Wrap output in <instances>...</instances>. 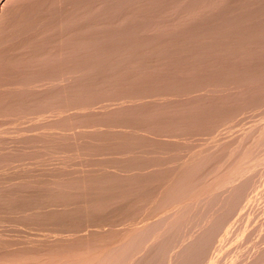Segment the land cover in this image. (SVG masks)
Returning <instances> with one entry per match:
<instances>
[{"label":"bare ground","instance_id":"bare-ground-1","mask_svg":"<svg viewBox=\"0 0 264 264\" xmlns=\"http://www.w3.org/2000/svg\"><path fill=\"white\" fill-rule=\"evenodd\" d=\"M263 103L264 0H0V118L45 120L0 138V172L36 162L1 175L0 223L45 232L1 233L0 264L204 263L264 161V118L222 128Z\"/></svg>","mask_w":264,"mask_h":264},{"label":"rangeland","instance_id":"rangeland-1","mask_svg":"<svg viewBox=\"0 0 264 264\" xmlns=\"http://www.w3.org/2000/svg\"><path fill=\"white\" fill-rule=\"evenodd\" d=\"M263 104H264V103H263ZM263 104H261L262 107H259L260 105L258 106V108L256 107V109H257L256 111H254L255 109L252 110V111H251V109H250V111H247V110H246V112H249L248 114H246V112L244 111V112H243V113H245V114H243L244 116L240 115L242 112L239 113V115H240L239 118H236V117L239 116V115L237 114L238 116L236 115V116L233 117V118H234V119H238V120H239V121L237 120L238 122H235L234 119H231L232 122L234 121L233 123H235V124H233V123H231V122H230V123H231V124H230V123H228V122L231 121V120H230V119L227 120V121H226V123H227L226 125L229 124L230 127H229V125H228V126H225V127L222 128V126H224V125L222 124V126H220V127L222 128V130H223V129H226V130H227L226 127H228V130H227V131H226V130L223 131V133H225V131L227 132V134H224L225 137L222 135V132H221L222 130H221L220 127H219L220 133H219V130H217L216 132H218V135L221 134V136H223L225 139H227V141L230 140V139H229L230 136H231L230 138H232L231 140H233L234 138L238 137V136L240 135V133L247 131L248 128H249L250 126L252 127V125L257 124L256 122L259 121V118H262V119L264 118V116L261 117V116L264 114V112H263V111H264V108H263L264 106H263ZM259 108H260V109H259ZM262 108H263V109H262ZM252 109H253V108H252ZM250 112H251V113H250ZM262 112H263V113H262ZM33 116H34V115H33ZM241 116H242V117H241ZM1 118H2V117H1ZM1 118H0V119H1ZM10 118L12 119V121L10 120ZM10 118H7V119H9V120H7V121H10L9 123H8L7 121H5L6 118H4L5 120H4L3 118L0 120V126H1V127H0V130L2 129V130L0 131V132H1V135H2V133H3L2 131H4L5 127L8 126V129H9V130L6 129L7 132H5V133H7V134L4 133L3 137H1V135H0V138H1V139H4V140H2V141H3V144H1V145H3V146H9L10 144H11L10 146H13V144H14V145L17 144L16 141H18V139H17V140L15 139V141H14V140H13V139H14L13 137H15V136H16L15 138H17V137H18V138L21 137L22 135L20 136L19 133L21 134L22 132H23V136H24L25 134H29V133H33V132L35 133L36 131H38V130L41 128V127H39V126H42V124H43L44 121H45V120L39 119L38 117L35 118V116H34V117H32L33 119H32V118H29L30 120H28V119H25V120H24V119H23L25 122H24L23 120H19V125H17V123H18L17 121H18V120H16V118H13V117H10ZM13 119H14V120H13ZM36 119H37V120H36ZM3 120L5 121V122H3V123H7V125L5 124L6 126H5L3 123L1 124V121H3ZM34 120H36L39 124H38L36 121H34ZM240 120H241V121H240ZM22 121H23V122H22ZM41 121H42V122H41ZM28 122H29V123H28ZM35 122H36V123H35ZM261 122H262V120H260V123H261ZM11 123H12V124H11ZM23 123H24V125H26V127L24 126V129H23ZM25 123H28V124H25ZM40 123H41V124H40ZM9 124H10L11 126H10ZM20 124H22V125H20ZM37 124H38V126H37ZM258 124H259V123H258ZM2 125H4L5 127L3 126V128H2ZM231 125H232V126L234 125V126L231 127ZM17 126H18V127H17ZM20 126H21V127H20ZM27 126H29V128H27ZM21 128H22V129H21ZM37 128H38V129H37ZM230 128H232V129H230ZM11 129H12V132H10ZM17 129H18V130H17ZM19 129L21 130V132H20ZM25 129H26V130H25ZM27 129H28L30 132H29ZM31 130H32V131H31ZM34 130H35V131H34ZM229 130H230V131H229ZM243 130H245V131H243ZM13 131H14V132H13ZM228 131H229V132H228ZM25 132H28V133H25ZM15 133H16V135H14ZM24 133H25V134H24ZM214 133H215V132H213L212 134H214ZM10 134H11V135L13 134L14 136H13V135L11 136ZM210 134H211V133L206 132L205 134H202V135H195V136L193 137V140H194V141L192 140V143H200V142H203V140H204V142H206V140H207V141L209 140V139H207V138H209V137L212 135V134H211V135H210ZM5 135H6V136H5ZM17 135H18V136H17ZM203 135H204V136H203ZM206 135H207V137L205 138ZM215 135H217V134H215ZM215 135H213V136H214V137H217V136H215ZM237 135H238V136H237ZM201 136H203V137H201ZM213 136H211V137L214 138ZM221 136L219 135L220 138H221ZM227 136H229V137H227ZM235 136H236V137H235ZM4 137H5V138H4ZM197 137H198V138H197ZM211 137H210V138H211ZM233 137H234V138H233ZM201 138H202L203 140H202ZM212 138L210 139V141L212 140ZM220 138H219V139H220ZM1 139H0V140H1ZM11 139H12V141H11ZM205 139H206V140H205ZM217 139H218V138H217ZM222 139H223V138H222ZM225 139H224V140H225ZM210 141H208V142H210ZM11 142H15V143H11ZM9 143H10V144H9ZM26 160H29V161L31 160L32 163L35 162V160H32V159H26ZM26 160H24L23 162H24V163L27 162ZM48 160H51V159H48ZM52 160H53V159H52ZM36 161L38 162V160H36ZM45 161L47 162V160H43V162H42V160L39 161V162L42 163V164L40 165V166L42 167V168L40 167L41 169H43V166H42V165H44V168H45V166L48 167L47 163H49V165L51 166V165H53V163L55 164V161H56V160H53L54 162L52 161V162H53L52 164L50 163V161H48L47 163H45ZM19 162H20V163H19ZM23 162H22V161H18V162L16 161V162L11 166V167H12V170H16V171H17V169H18V170L22 169V166L19 167L20 164L23 165V168L26 166L25 164H27V165L29 164V162H27V163H25V164H23ZM31 162H30V164H32ZM263 162H264V161H263ZM263 162H262V163H263ZM35 163H36V162H35ZM35 163H33V164H35ZM43 163H44V164H43ZM262 163H261V165H260V164H259V165L264 167V165H263L264 163H263V164H262ZM15 164H16V165H15ZM30 164L27 166V168H24V169H29L28 167L31 166ZM37 164H38V163H37ZM14 165H15V166H14ZM24 165H25V166H24ZM16 166H18V167L15 168ZM35 166H36V167H35ZM260 166H258V167L255 166V168H253L254 170L252 169L254 172H255L256 170L258 171V172L256 171V173H254V175L251 174V173H252L251 170H250V172H248V173H250V174H248V175H249V176L251 175L252 179H253L255 176H257L258 178H259V176H260L259 179H258V178H254L255 180L258 179V181H260V182H257V181H256V182H257V184H256V182H254L255 180H252L251 177L247 176L248 180L251 179V180L254 182V183H253V182H250V183H248V184L251 186L250 189H252L254 186H256V187H254V188L251 190V191H254L256 194L253 192L254 195H253V194L249 195V194L251 193V191H249L250 189H249V185H248V186H247L248 189L246 190L247 192L245 191V193H247V194L245 195L247 199H246V198H243V199H245V201L242 202V201H243V199H242L241 203H239V205H240L241 207H243L244 205H246L245 208L243 207V210H242L241 207L238 205L239 208H238V206L236 207V208L238 209V211H237V209H236V211H235V209L233 210V212H234V211L236 212V213H235L236 215H235L233 212H231V214L233 213L234 216L231 215V214L229 215V217H230V216H232V218L234 217V219H235L234 221H239L240 219H237V218H238L239 216L242 217V218L239 217V218H241V220H240L239 222H237V223H240V222L242 221L241 225L237 224V225L240 226V227L236 226V224H234L235 222H232V220H230V218L227 217L226 219H228L229 221L226 222V223L223 222L224 225L222 226V228L224 227L223 229H226V230H224V231H222V232H223V233L226 232L227 234H226V233L222 234V232H221V233H220L221 235L219 234V235H220V241H218V240H219L218 232L221 231V228L218 229V232L215 233V234H217V235H214V236H216L215 239H218V240H215V241H214V239H213V241H214L215 243L211 242V246H210V248H208L209 253H208V251L206 252V254L208 253V254L206 255V256H207V257H206V261L204 260L205 262L202 263V264H213V263H214V264H218V262L220 261V258H219V257H221V256H223L221 260L223 261V263L225 262V264H229V263H230V264H234V263H236L235 261H237V260H238L237 262H239V260L241 261V262H239V263H242V261L244 260V261H243V264H245V263L248 264V263H247V262H249V261H248V258H249V259L252 258L254 264H258V263L262 264V263L264 262V259H263L264 256H260L262 259H258V257H259V256H258V252H261V255H262V252H263L262 250L259 251V248H258V247H260V245H261V247L264 246V238H263L264 235H262V233L259 234L260 232H263V233H264V221H263V220H264V206H263V204H260L261 202L264 203V198H263V197H264V168L261 169ZM31 167H32V166H31ZM34 167H35V169L38 167V169L40 170V168H39V164H38V165H33V169H34ZM9 168H10V167L7 168V169L10 171L9 174H8L9 171H6L7 169H6L5 171L7 172L8 175H11V174H12V173H11L12 170H10ZM256 168H257V169H256ZM31 169H32V168H31ZM259 170H261V171L259 172ZM5 171H1V172H0V177H1V175H3V174H5V175H3L2 177L7 176V174H6ZM262 171H263V174H261ZM12 172H13V171H12ZM14 172H15V171H14ZM257 173L260 174V175H258ZM252 175H253V176H252ZM261 176H263V178H262ZM251 180H250V181H251ZM261 180H263V182H262ZM248 182H249V181H248ZM259 183L261 184V186H260ZM252 184H255V185L253 186ZM258 184H259V186H260L259 189H258V187H257ZM255 188H256V189H255ZM260 188H261V190L263 189V190H262L263 195H262V192L260 191ZM255 190H256V191H255ZM260 192H261V193H260ZM257 195H258V197H257ZM260 195H261V197H260ZM245 196H244V197H245ZM252 196H254V197H252ZM248 197H249V198H248ZM251 197H252L253 199L255 198L253 202L250 201V200L252 199ZM250 198H251V199H250ZM258 198H259V200H258ZM253 199H252V200H253ZM246 201H247V202H246ZM258 201H259L260 203H258ZM255 202H257V203H255ZM242 203H243V204H242ZM247 203H248V204H247ZM253 204H254V205H253ZM259 204H260L261 206H260ZM258 205H259V206H258ZM250 206H251V208H253V210H252V209H250V210L248 209ZM257 206H258V208H257ZM260 207H261V208H260ZM259 208H260V209H259ZM262 208H263V209H262ZM244 209H245V211H244ZM254 210H255V211H254ZM247 211H250V212L248 213ZM243 212H244V213H243ZM253 212H255V213L257 212V213L255 214V213H253ZM238 213H239L240 215H239ZM261 213H262L263 216L261 215ZM243 214H244V217H243ZM246 214H247L248 217L246 216ZM257 214H258V215H257ZM238 215H239V216H238ZM249 215H250V216H249ZM252 215H254V216H252ZM235 216H236V217L238 216V217L236 218ZM245 216H246V217H245ZM261 216L263 217V219L261 218ZM249 217H250V218H249ZM251 217H252V218H251ZM232 218H231V219H232ZM247 218H248V220L250 219V222H251V220L254 221V222H251V223H250V222L247 220L246 222L249 223L248 226H247V223L245 222V220H246ZM255 218H256V219H255ZM257 218H258V221H259V222H257ZM244 219H245V220H244ZM254 219H255V220H254ZM6 221H7V220H6ZM6 221L3 222V223L1 222L0 225H1V226H2V224L5 225V223H7V224L10 225V223H12V222H10V221H9V223L6 222ZM226 221H227V220H226ZM243 221H244V222H243ZM262 221H263V223H262ZM255 222H257V226H256ZM228 223H229L230 225H228ZM12 224H13V223H12ZM12 224H11L10 226H7L9 231L6 229L5 226H3V227H5L6 231H5L4 229H2L3 227H0V228H1V230H0V234L3 233L2 235H4L5 237L7 236L8 238H11V239H13V240H15V241L24 239V236H26V233H27V236H31V237H33V238L36 237V236H37L36 238H43V236H44L43 234H45V232L42 231V230H40V231L37 230L39 234L37 233L36 230H34V231H35V232H34L33 230L24 229V230H25V231H24V230H21V229H23L24 227H19V226H15V225L12 226ZM231 224H232V225H231ZM251 224H253V225H251ZM258 224H259L260 227H261L260 229H261V230L263 229L262 231L258 228V227H259ZM262 224H263V225H262ZM245 225H246L247 227H249V228H247ZM249 225H250V226H249ZM227 226H228V227H227ZM230 226H231V227H230ZM251 226L254 227L256 231L259 230L258 234H257V232H256L255 230H254V233H252L253 230H251V229H252ZM10 227H11V231H10ZM13 227L16 228V230L21 228L20 230L23 231V233H25V234L22 235V234H21L22 232H21L20 230H19L20 232H18V230L16 231ZM18 227H19V228H18ZM225 227H226V228H225ZM243 227H244V228H243ZM245 227H246V228H245ZM256 227H257V228H256ZM12 228L15 230V232H14V230H13ZM227 228H228L229 230H227ZM230 228H231V229H230ZM233 228H234V229H233ZM235 228H236V229L238 228V232H237V230H235ZM239 228H240L242 231H244V233H243ZM254 228H253V229H254ZM223 229H222V230H223ZM2 230H3V231H2ZM219 230H220V231H219ZM234 230H235L236 232H235ZM239 230H240V232H239ZM249 230L251 231V234H248V236H250V235H251V236L248 237V236L246 235V237H244L245 233L247 234L248 232H250ZM26 231H27V232H26ZM29 231H30V232H29ZM232 231H233V232H232ZM246 231H247V232H246ZM5 232H6V233H5ZM10 232H11V233H16V234H12V235H13V236H12L11 234H9ZM32 232H33V234H32ZM40 232H41V233H40ZM255 232H256V233H255ZM17 233H19V236H18V237H19L20 239H19V238H18V239L16 238V237H17L16 235H18ZM34 233H36L37 235L35 236ZM228 233H229V235H228ZM231 233H232V234L234 233V234H233L234 237H232V235H231V237H230V234H231ZM236 233H237V235H236ZM241 233H243V234H241ZM5 234H6V235H5ZM20 234H21V235H20ZM28 234H29V235H28ZM30 234H32L33 236L30 235ZM225 234H226V235H225ZM10 235H11V236H10ZM14 235H15L16 237H15ZM38 235H39V236H38ZM227 235H228V238L225 237V236H227ZM252 235H253V237H256V236H257L258 238H257V237H256V238H252V242H251V237H252ZM221 236H222V238H221ZM241 236L244 238V240L242 239ZM261 236H262L263 239L260 238ZM217 237H218V238H217ZM247 237H248V238H247ZM213 238H214V237H213ZM223 238H224V239H223ZM225 238H227V239L225 240ZM234 238H235V239H234ZM246 238H247L246 241L249 242V243H251L252 245L249 244V243H247V242L245 241ZM232 239H233V241H231ZM248 239H249V240H248ZM253 239H254V240H253ZM255 239H256V240H255ZM239 240H240V242H239ZM257 240H260V244L257 243V242H258ZM221 241H222V242H221ZM223 241H224V244H225V245H224V244H223V245L220 244V243H223ZM225 241H226V243L229 242V244H228V243L226 244ZM230 241H231V242H230ZM242 241H245V242H242ZM255 241H256L257 244L255 243ZM216 242H217V243L220 242V243L218 244V248H219V250H220V248H221L220 251H219L218 248H217ZM261 242H262V244H261ZM234 243H235V244H234ZM237 243L240 244V246H238ZM242 243H244V244L246 243L245 245H246L247 250H248V248L251 247L250 250H248V252H249V253L252 252L253 255H254V256L252 255L253 257L251 256L252 253L249 255V253L247 252L246 248H245L246 251L244 250L245 245H243ZM253 243H254V244H253ZM212 244H213V245H212ZM233 244L235 245V251H236V253H235V251L233 250V248H234V245H233ZM248 244H249V245H248ZM258 244H259V246H258ZM215 245H216V246H215ZM220 245H221V247H220ZM227 245H228V246H227ZM232 245H233V246H232ZM241 245H243V247H242ZM250 245H251V246H250ZM224 246H225V247H224ZM236 246H238V247H237V250H236ZM248 246H249V247H248ZM256 246H257V248H255ZM222 247H223V248H222ZM228 247H229V248H228ZM231 247H232V248H231ZM240 247H241V248H240ZM261 247H260V248H261ZM225 248H227V250H225ZM238 248H239V250H238ZM242 248H243V250H244L245 252H247L248 254H246V253L242 250ZM210 250H211V251H210ZM212 250H213V251H212ZM214 250H215V251H214ZM230 250H231V252H230ZM232 250H233L234 252H233ZM240 250H241V251H240ZM253 250H254V251H253ZM263 250H264V248H263ZM221 251H224V253H223V252L221 253ZM227 251L230 252V253H228L227 256H226L225 252H227ZM255 251H257V252H255ZM210 252H212L211 255H210ZM218 252H219L220 254H219ZM232 252H233V253H232ZM237 252H238V253H237ZM242 252H244V253H242ZM215 253H216V254H215ZM234 253L236 254V256H235ZM239 253H241V254H239ZM221 254H222V255H221ZM224 254H225V255H224ZM242 254L247 255V256L243 257V258H246V259H247L246 262H245V259H243V260H242V259H239V258H242V256H241ZM259 254H260V253H259ZM212 255H213V256H212ZM214 255H216V256H214ZM231 255H232V257H229V256H231ZM237 255H239V257H238ZM263 255H264V253H263ZM224 256H226V257H225V260H224ZM233 256H234V259H235V260L232 259ZM248 256H249V257H248ZM256 256H257V258H256ZM209 257H210L211 259H210ZM216 257H218V258H216ZM254 257H255L257 260H260V262H258L257 260L254 262V259H255ZM237 258H238V259H237ZM204 259H205V258H204ZM210 260H211V263H210ZM218 260H219V261H218ZM227 260L230 261V262H229V263H226ZM231 260H232V262H233V261H234V262L232 263ZM250 260H251V259H250ZM222 261L219 262V264H222ZM228 261H227V262H228ZM261 261H263V262L261 263ZM206 262H207V263H206ZM208 262H209V263H208ZM212 262H213V263H212ZM244 262H245V263H244ZM251 262H252V261H250L249 263L251 264ZM257 262H258V263H257ZM239 263H238V264H239ZM253 263H252V264H253ZM263 264H264V263H263Z\"/></svg>","mask_w":264,"mask_h":264}]
</instances>
